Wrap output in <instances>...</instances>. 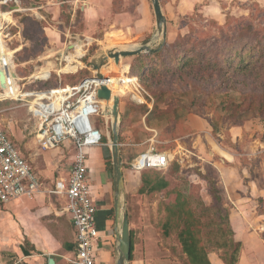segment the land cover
Segmentation results:
<instances>
[{
	"label": "rangeland",
	"instance_id": "374dc122",
	"mask_svg": "<svg viewBox=\"0 0 264 264\" xmlns=\"http://www.w3.org/2000/svg\"><path fill=\"white\" fill-rule=\"evenodd\" d=\"M17 1L16 8L13 2L0 5V12L3 14L0 19L3 17L6 20L0 32L3 41L0 58L8 52L12 63L10 68L15 73L12 81L18 88L15 95L6 92L3 94L0 90L1 95H5L0 99V122L7 127L16 143L26 138V134L27 138L36 135L37 129V122L27 112L21 94L59 84L77 85L82 79L95 73L91 61L104 55L112 45L116 44L120 48H127L129 45L137 47L156 33L150 0H90V14L85 15L83 8L79 6L75 8L73 18L70 13L77 5L75 0H64L62 5L54 0ZM159 1L166 19V44L174 42L180 36L210 29L214 25L213 21L224 29H227V21L233 24L236 21H248L256 29L264 28V0ZM12 8L15 11L11 15L5 13ZM68 31L69 37L65 36ZM210 32L218 34L213 28ZM76 38L82 40L84 46L82 42L75 43L70 50L80 51L79 60L83 65L79 67L76 62L67 63L66 67H78L74 72H62L61 67L66 64V53L60 52L70 41L77 42ZM160 42V38H155L150 42V47L154 49ZM134 57H123L120 60V94L125 95L124 91H127L129 96L120 105L122 114L119 117L118 135L122 119L121 141L131 143L133 148H144L156 130L158 145L169 150L171 161L165 170L145 171L150 180L165 177L170 185L166 189L147 193L141 210L138 204L137 213L133 217V230L137 231L135 240L139 243V251L142 256L151 258L150 264H205L203 252L207 256L206 264H212L213 258H220L231 251V248L222 247L229 244L225 217L230 204L221 194L222 206L218 207V202L209 193L208 183L202 177L211 176L216 180L217 171L212 163L213 160L216 163L217 159H214L212 151L219 145H234L229 133L232 126L240 127L242 131L245 129L241 144H246L252 137L261 138L264 144V114H232L239 106H230L227 101H220L221 96L216 92V82L212 78L209 81L195 79L190 82L170 77L155 80L152 83L154 88L168 92L160 93L156 101L157 107L151 111L156 93L152 94L144 89L145 94H142L146 103H139L136 97H131V87L122 79L123 72L127 69V74L134 76L130 72ZM102 67L112 88L115 61L107 59ZM44 71L50 72L48 79L34 78ZM235 81L237 90L233 96L237 100L242 97L240 95L250 91L260 93L261 87L256 86L250 75L239 74ZM258 99L257 97L255 100L258 102ZM248 100L249 97L246 101ZM170 105L176 108V118L170 112L165 117L157 118L162 109H168ZM127 107L134 110L139 107L140 110L135 114L133 110L129 114ZM139 112L141 116L137 115ZM188 117L196 118L197 128L188 125ZM93 120L94 118L91 122L94 125ZM107 130L106 136L111 139V117ZM72 148L60 146L47 150L51 153L52 163H57V168H54L56 176H65L66 170L69 172L72 162L70 156L74 152ZM42 153L40 151L39 155ZM256 161L252 159V165Z\"/></svg>",
	"mask_w": 264,
	"mask_h": 264
},
{
	"label": "crops",
	"instance_id": "0c3cea01",
	"mask_svg": "<svg viewBox=\"0 0 264 264\" xmlns=\"http://www.w3.org/2000/svg\"><path fill=\"white\" fill-rule=\"evenodd\" d=\"M84 1L86 4L82 10L87 15L92 8L90 0ZM64 59L66 64L61 70L72 62L83 65L72 50L66 52ZM121 104L122 101L119 100V117L122 114ZM127 108L129 114L134 110ZM137 108L134 114L140 110ZM107 111L108 109L105 116H96L93 120L94 126L102 132V144L85 148L86 176L96 206L95 223L98 238L94 243L95 264H116V234L120 231V221L117 224L114 216L111 139L106 136L110 115ZM144 114L145 112L142 117ZM137 115L141 116L140 112ZM187 123L192 128H197L196 118L188 117ZM3 126L31 170L39 177L42 189L32 197L5 204L0 202V264H71L70 260L74 257L75 250V230L69 214L64 209L65 200L46 191L53 186L56 179L66 178L68 171L66 170L65 176L61 174L56 176L54 168H57V163L55 161L52 163L51 153L47 150L39 155L42 150L37 148L36 135L27 138L26 134V138L16 143L7 127ZM243 131L237 126L229 129L230 140L234 145L217 146L212 151L217 162L214 163L213 160L212 164L217 171L216 184L222 195L229 200L228 220L233 238L240 243L235 264H264V144L258 137H252L246 144H241ZM130 144L125 141L119 142L125 207L130 240L132 239L131 258L127 264H150L151 258L141 255L139 243L135 240L137 231L133 230V217L137 213L138 204L141 210V205L148 194L138 192L142 185L141 171H134L129 166L130 161L143 153L148 145L146 144L144 148H133ZM60 146L68 149L73 147L70 140L64 141ZM157 148L166 151L170 156L169 150L162 149L159 145ZM72 149L75 152L74 147ZM74 152L70 156L72 160ZM252 159L257 160L254 165L251 163ZM49 259L52 262L49 263ZM215 262L223 264L218 257L212 259V264Z\"/></svg>",
	"mask_w": 264,
	"mask_h": 264
},
{
	"label": "built area",
	"instance_id": "2783aa9c",
	"mask_svg": "<svg viewBox=\"0 0 264 264\" xmlns=\"http://www.w3.org/2000/svg\"><path fill=\"white\" fill-rule=\"evenodd\" d=\"M54 1H57L59 5L65 2L64 0ZM7 2H13L15 8L18 5L17 0H2L0 5ZM74 2L77 5L71 9V18L74 16L75 8L79 6L84 8L86 4L84 0ZM13 11L15 9L12 8L5 13L11 15ZM4 21L6 20L2 17L0 32ZM65 36H70L69 31ZM49 77L48 71L46 75L41 73L34 78L46 80ZM102 81L93 73L77 85H65L21 94L24 97L27 112L37 122V148L42 151L57 149L64 141L70 140L75 150L67 177L56 179L53 186L46 189L49 194L61 196L65 200L64 209L69 214L75 230V250L74 257L70 260L71 264H95L94 243L98 238L95 223L96 206L86 176L85 148L102 144V132L91 122L92 118L106 114L107 108L102 105L103 100L96 96ZM131 86V97L135 98L134 94L140 95L142 98L137 101L146 103L142 94V92L145 94V90L138 81ZM0 90L5 94L1 86ZM4 97L5 95L0 93V99ZM157 145L156 135L153 134L148 139L146 150L130 161V168L134 171L165 170L169 165L170 157L166 151L158 149ZM41 189L42 183L39 177L31 170L27 160L21 155L0 122V202L5 204L32 197Z\"/></svg>",
	"mask_w": 264,
	"mask_h": 264
},
{
	"label": "trees",
	"instance_id": "16d2710c",
	"mask_svg": "<svg viewBox=\"0 0 264 264\" xmlns=\"http://www.w3.org/2000/svg\"><path fill=\"white\" fill-rule=\"evenodd\" d=\"M210 29L199 31L196 34L183 35L170 44H163L160 48L157 46L152 52L146 54L135 55L133 63L130 65V72L134 76L127 74V70L123 72L122 79L130 85L131 92L132 84L139 81L143 89L154 94V104L151 111L157 107L156 101L159 99L160 93L165 94L168 90L157 89L153 87L155 80L168 77L177 80L199 79L201 81H209L211 78L216 82V92L221 96V102H226L228 105L238 107L237 114L251 112L252 114H264V28L256 29L252 22L227 21L224 27H220L213 21ZM216 29L218 34H212L211 29ZM79 60L80 51L75 52ZM80 61V60H79ZM78 64V63H76ZM79 67L82 66L78 64ZM78 65H71L62 70V72H74ZM104 69V67H102ZM250 75L254 78L257 87H261L260 93L250 91L248 94L240 95V100L234 98L236 92L235 78L237 75ZM136 76V77H135ZM107 78V76L105 75ZM138 78V80H137ZM108 79V78H107ZM163 80V79H162ZM119 86L121 87L122 80L120 79ZM218 82L221 83L218 85ZM109 84V82H108ZM73 86L76 84H65ZM59 84L55 87L65 86ZM52 87V88H55ZM154 88V91L152 89ZM120 94L119 100L122 101L129 96L127 91ZM257 93V95H256ZM137 99H141L139 95H135ZM247 97L250 100H247ZM261 98V101L256 98ZM174 114L176 118V108L170 105V108L162 109L160 117H165L167 113ZM178 117V115H177ZM123 133V120L119 128V141ZM109 168L111 164L109 161ZM155 170L148 169L141 171L142 185L139 188V193L150 194L153 191H159L168 188L169 183L165 177H160L156 180H150L145 171ZM158 171V170H157ZM202 179L209 185V193L214 200L218 202V207L221 208V189L217 186V179L214 180L211 176H204ZM226 232L229 235V244L222 247L231 248L229 253L221 256L223 264H235L237 261L240 243L233 238V232L229 224L228 215L226 214ZM131 238V235H130ZM132 240V239H131ZM227 242V241H226ZM132 250V241L130 244V258ZM185 250V247H184ZM186 251V250H185ZM204 262H207V256L202 253ZM203 261V260H202Z\"/></svg>",
	"mask_w": 264,
	"mask_h": 264
},
{
	"label": "water",
	"instance_id": "95a60500",
	"mask_svg": "<svg viewBox=\"0 0 264 264\" xmlns=\"http://www.w3.org/2000/svg\"><path fill=\"white\" fill-rule=\"evenodd\" d=\"M152 5L153 14L155 17V28L156 33L150 39L140 43L139 46L135 48H110L106 51L104 55H102L97 60L91 61V67L95 70V76L99 80H103V75L100 73V68L103 66L104 62L107 59H112L117 61L119 58L135 56L141 54L143 52H152L155 49L150 47V42L155 38H160V46L165 43L166 35H167V27H166V19L164 14L162 13V9L160 6L159 0H150ZM75 38V37H74ZM77 39V38H76ZM77 42H82V40L77 39ZM71 41L64 48L61 53H66L68 50L72 48L74 44ZM60 53V54H61ZM4 73L0 70V86L4 83ZM96 96L98 99L103 101H108L111 97V91L107 87L105 83L99 85ZM119 99L114 97L112 99V105L110 107L106 106L108 109L109 115L111 117V140H110V152H111V164L113 171V190H114V216L115 221L118 224L120 221V231L116 234L117 238V261L116 264H127L130 258V234L128 227V217L127 211L125 207V196H124V188H123V173H122V163L119 151V135H118V123H119ZM52 262L49 259V263Z\"/></svg>",
	"mask_w": 264,
	"mask_h": 264
},
{
	"label": "bare ground",
	"instance_id": "6f19581e",
	"mask_svg": "<svg viewBox=\"0 0 264 264\" xmlns=\"http://www.w3.org/2000/svg\"><path fill=\"white\" fill-rule=\"evenodd\" d=\"M2 15L3 14L0 12V18H1ZM82 44H83V42H82ZM115 45H112V48H119L118 46H115ZM83 46H84V44H83ZM106 47H108V46H106ZM127 47L128 48H135V45H129ZM0 49L3 50V41H2V37L1 36H0ZM120 60H121V58H119L117 61H115V70H114L113 87L112 88L108 84V81H107V79L105 77V74H104V72L102 70V67L100 68V71L99 72L102 73V75L104 77L102 83H105L111 89V97H110V99L108 101H102V105L104 107H106V106L110 107L112 105V99L114 97H117L119 99V96H120V86H119V82H118V75H119V70H120ZM0 65H1L0 68L3 71L4 78H5V81L1 85V87H3L4 91L7 94H9V95H15L17 93L18 88H17V85L14 84V82L12 81L13 80L12 78H14L13 76H15V73L10 68L12 66V63H11L10 57L8 56V52H7V55H5L4 57L0 58ZM127 67H128V65H127ZM47 72L48 71H44L42 73V75L43 74L46 75ZM127 73H128V71H127Z\"/></svg>",
	"mask_w": 264,
	"mask_h": 264
}]
</instances>
